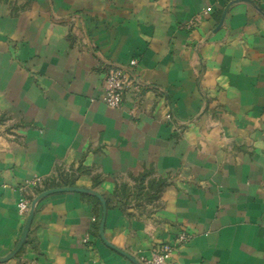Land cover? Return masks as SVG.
<instances>
[{
    "label": "crops",
    "instance_id": "1",
    "mask_svg": "<svg viewBox=\"0 0 264 264\" xmlns=\"http://www.w3.org/2000/svg\"><path fill=\"white\" fill-rule=\"evenodd\" d=\"M53 181L100 192L139 264L182 231L166 264H264V0H0V256ZM96 199H41L0 264H138Z\"/></svg>",
    "mask_w": 264,
    "mask_h": 264
},
{
    "label": "built area",
    "instance_id": "2",
    "mask_svg": "<svg viewBox=\"0 0 264 264\" xmlns=\"http://www.w3.org/2000/svg\"><path fill=\"white\" fill-rule=\"evenodd\" d=\"M137 61L133 59L131 64H135ZM131 83V79L125 70L120 68L111 67L106 71L104 77V96L102 100L111 107H120L125 92ZM39 182H33V185H37ZM31 204V199L25 197L18 202L19 213L26 218ZM191 239V234L182 231L177 235L175 244H164L153 249L151 256L144 259L143 264H166L169 256L174 250L177 244H182Z\"/></svg>",
    "mask_w": 264,
    "mask_h": 264
},
{
    "label": "water",
    "instance_id": "3",
    "mask_svg": "<svg viewBox=\"0 0 264 264\" xmlns=\"http://www.w3.org/2000/svg\"><path fill=\"white\" fill-rule=\"evenodd\" d=\"M64 191H76V192H82V193H89V194L97 197L101 203V206H102V216H101V221H100V226H99V234H100L101 239L110 247L114 248L118 252H120V253L124 254L125 256H127L128 258H130L135 263L139 264V262L133 256H131L129 253L125 252L124 250H121V249L115 247L106 239V237L104 235V225H105V220H106V215H107V203H106L105 197L100 192H98L96 190L89 189V188L77 187V186H60V187L45 189V190L41 191L40 193H38L31 200L30 208H29V211H28L27 216L25 218V222H24V225L22 228V232H21V235H20L17 243L15 244L14 248L9 253H7L4 256H0V262H6V261L14 258L16 256V254L21 250L22 246L24 245V243L27 239V236H28V233H29V230L31 227V223L33 220V216H34V213L36 210V206L39 203V201L41 199H43L44 197H46L47 195H50V194L56 193V192H64Z\"/></svg>",
    "mask_w": 264,
    "mask_h": 264
},
{
    "label": "trees",
    "instance_id": "4",
    "mask_svg": "<svg viewBox=\"0 0 264 264\" xmlns=\"http://www.w3.org/2000/svg\"><path fill=\"white\" fill-rule=\"evenodd\" d=\"M148 176H149V173H143V174H140L136 178L135 195L137 197L145 196L146 198H148L150 200H154V199L158 198L159 193L162 190V187L164 185V182L162 180H158V181L150 180L148 182V186L153 191V193L149 194V191L146 190V185H145V182H146V179ZM64 183L66 185H70V184H67V182H64ZM59 185H60V183L54 182V181L53 182H47V183L45 182L43 184V186H37L36 187L35 193H39L45 189L56 187ZM31 198H32V196H29V199H31ZM96 200H97V202H99L98 199H96Z\"/></svg>",
    "mask_w": 264,
    "mask_h": 264
}]
</instances>
